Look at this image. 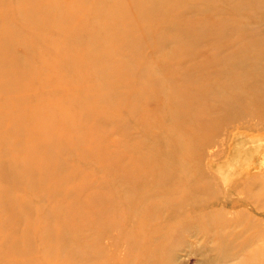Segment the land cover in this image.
Returning a JSON list of instances; mask_svg holds the SVG:
<instances>
[{"label":"bare ground","instance_id":"obj_1","mask_svg":"<svg viewBox=\"0 0 264 264\" xmlns=\"http://www.w3.org/2000/svg\"><path fill=\"white\" fill-rule=\"evenodd\" d=\"M227 1L243 5L250 0ZM97 2L108 9L94 10ZM202 2L205 0H0V143L15 142L9 148L16 150L12 159L0 160V167L7 163L0 181H10L13 191L14 186L20 192L23 188L37 201L32 205L26 201L21 211L18 208L25 220L16 216L18 197L0 208V231L5 225L10 226V232L1 238L0 264H42L38 252L51 259H46V264H73L79 256L91 257L94 239L97 248L102 239L115 235L119 226L125 230L129 216L123 207L128 205L134 209L130 224L123 236H114L110 243V264H162L161 255L173 253L163 246L172 237L173 227L158 229L153 226L154 221L163 211L176 218L177 211L184 207L191 212L192 208L212 205V192L207 191V201L195 198L203 182L198 177L200 170L191 160L195 156L191 142L228 125L226 120L241 119L247 114L253 119L264 118V93L258 96L259 90L254 88L263 85L255 84L251 78L264 74V37L250 35L242 44L239 28L230 22L233 19L229 23L225 19L230 15L224 18L229 13L216 3ZM96 17L105 23L98 25ZM88 30L91 34L86 35ZM222 36L233 38L226 40ZM20 42L24 52L16 56L12 49ZM203 42H209L211 54L202 63L183 65L190 58L189 53L193 54ZM224 46L232 47L231 51L224 50ZM147 51L153 52L150 57ZM250 54L252 61H248ZM31 62L38 69L30 68ZM234 63L243 65L248 75L237 73ZM259 63L263 67L256 71ZM210 65L218 71L209 79ZM29 81L39 87L31 86ZM42 83L50 86L44 89ZM238 83L248 88L238 90ZM118 89L123 95L115 93ZM243 90L253 93L245 96ZM43 99L47 105L40 107ZM78 99L83 102H79L75 112ZM245 102L247 107H242ZM232 105L237 108L234 116ZM121 110L122 119L116 122ZM109 120L113 140H106V134L97 139L99 132L84 130L86 126L108 125ZM75 126L79 128L74 129ZM132 129L140 130L142 137L131 135ZM108 143H114L119 152L115 158L126 161L114 168L118 174L115 180L107 176L111 169L106 162L109 153L103 147H109ZM63 149L98 166L101 177L98 181L95 178L96 182L108 184L116 197L107 199L99 189L85 184L90 176L79 171V167L74 166L79 172L61 167L57 161ZM12 163L18 169L24 167V173L12 175ZM102 163L106 166L102 167ZM26 166L31 167L30 171ZM149 177L154 179L145 180ZM259 177L251 181L252 193L243 194L247 202L254 203V212L264 216L260 210L264 207V180ZM85 191L92 195L82 200ZM48 201L50 204L46 205ZM78 204L79 208L90 210L79 212L75 208ZM221 215L222 221L217 223L215 216ZM191 216L194 224L216 221L197 235L213 234L217 262L228 263L235 257V264H260L258 253L244 250L245 241L258 239L264 229L261 223H252L244 213L230 220L214 211L208 213L209 221L205 216ZM79 217L80 224L76 229L71 227L74 233L70 235L54 223V218H61L73 224ZM20 221L28 227L21 234L17 231ZM183 221L178 219L179 225ZM151 225L148 235L145 228ZM241 226H250L256 232L239 243L241 234L237 235L236 228ZM86 228L93 229V234L84 236L81 231ZM33 230L38 239H32ZM21 239L28 240H23L24 247L18 246ZM35 241L40 244L33 255L29 246ZM126 247L128 256L124 255ZM100 254L104 252L94 255L89 263L104 262ZM20 255L27 258L18 260Z\"/></svg>","mask_w":264,"mask_h":264},{"label":"rangeland","instance_id":"obj_2","mask_svg":"<svg viewBox=\"0 0 264 264\" xmlns=\"http://www.w3.org/2000/svg\"><path fill=\"white\" fill-rule=\"evenodd\" d=\"M130 1L131 0H127V2H130ZM210 2L216 3L223 10V12L227 14L229 13L228 15L224 14L225 16L224 18H227L230 15V17L225 20L228 21L230 18L233 19L230 22L234 23V25L239 28L238 30L240 31L239 40L241 39L242 44H244L249 39L250 35L252 37H256V36L264 37V0H250L248 2H244L243 5H245L248 9H246L245 6L243 5H238V4L236 5L235 1H227V0H205V2H202V4H208ZM233 6H240V7L236 9V11L231 12L230 9ZM93 9L101 12L108 8L104 4L97 2L93 6ZM14 18L16 19V17ZM122 19L126 20V17H122ZM94 20H95V23H97L98 25H103L105 23V20L100 17H96ZM14 26H16V23L14 24ZM85 33L86 35H89L91 34V31L88 30ZM139 36L145 39V37L142 34ZM222 37H223L222 39H226V40L227 39L232 40L233 38V37H228V36H222ZM198 46L199 47L196 50H194L193 54L191 52L189 53L190 58L185 59L186 62L182 63L183 65L186 64L187 62L188 64L202 63V61L206 57H208V55L211 54L212 49L210 47L209 42L208 43L203 42L199 44ZM224 47H226L224 48V50L226 51H231L232 49V47L230 48L229 46H224ZM142 48L147 50L146 46ZM12 52L16 56L23 55L24 47L21 45V42L15 43V45L13 46ZM164 52L165 51L163 50V53ZM127 53L128 51L125 54ZM152 53L153 52L151 51H147L146 55L150 57ZM247 57H249L248 61H252L254 58L251 54L247 55ZM229 64H233V62H229ZM259 66L261 68L263 67L261 64L257 65L256 71L260 69ZM29 67L32 68L33 70L38 69L37 65L34 64L33 62H31ZM208 67H209V70L207 71V74H208L207 77L210 79L211 77L216 76L218 69L212 67L211 65ZM233 68L235 69L237 73H240L242 76L248 75V70L239 63H234ZM56 71L61 72L62 75H66V73L65 72L62 73V70L60 69ZM258 75L254 74L253 76H251V78H253L255 84L260 83L261 85H263L262 88L260 87V89L257 88V86L254 87L256 90H259V93L257 95L262 96L264 93V74L258 73ZM29 84L33 87H39L38 85L34 83V81L33 82L29 81ZM49 86H50L49 84H44V83H42L41 85V87H43L44 89H47ZM213 86H216V83ZM237 88L238 90L247 89L248 86H243V83H238ZM73 92L76 93L75 90H73ZM242 92H243V95L245 96H248L249 93H253L250 90L249 92L247 91L245 92V90H243ZM115 93L117 95H123L120 89H118ZM227 94H230V91H227ZM95 100L97 101V99ZM80 101L83 102V100L81 99L76 100L75 112L78 108V104ZM46 105H47V101H45L44 99L39 101L40 107H44ZM244 106L247 107L246 102L245 104L242 105V107ZM145 107H147V105H145ZM228 108H231V105L227 107V109ZM236 109L237 108H235V106L232 105L231 110L233 113L231 112V114H233V116L236 113L234 111H237ZM123 112L124 110H121L118 113L119 116L115 118L116 122L122 119ZM74 117L75 119L78 118L76 113H74ZM251 117L252 115L249 116V114H247L241 119L232 120V121L226 120L224 123L227 122L228 125H225V126L222 125L220 127L221 129L216 130L214 132H210V134L208 136L203 137L202 140L191 142L192 144L194 143L193 149L195 151V156L192 157L191 160L193 161V164L197 166V169L200 170V172L198 173V177L199 179L201 178V182H203L202 185H200L201 186L200 190L195 194V198L203 200V201H207L208 200L207 191L210 193L212 192V194L215 197H214L212 205L208 206L207 208H200V209L192 208L191 212H189L188 207L187 208L184 207L183 209H181V211L176 210L177 211L176 214L178 215L176 218L174 217V215L169 213V211H163L161 216L154 221L153 226H156V228L158 229L160 227H163L165 229V227L168 225L173 227L172 237L170 238L169 241L163 243V246H165L168 249H171L173 253L169 254V252H167L165 254H162L161 255L162 264H223L221 262H217L218 256L215 250L213 249V245H214L213 241H216V239L213 238V234H211L210 237H202V236L197 235L198 232L204 231L206 229L208 230V227H210L211 226L210 224H212L211 222L216 223L218 219L217 223H221L219 221L220 220L222 221L223 215H221L220 218H218V216H215L216 221L211 220V222L207 223L204 220L203 221L204 223L198 222L194 224L192 222L193 219L191 216L193 214H196L197 217L205 216L209 221V218L207 216H208V213L212 211L221 212L222 214H225L228 220H230L231 218L237 217L239 213H244L246 217H249L252 220V223H261V225H263L264 227V216L263 215L261 216L260 214L257 215V213L254 212L253 210L254 203H252L251 201L247 202L245 199L246 196L243 194V193L245 194L252 193L253 188L251 186V181H253L255 178H258L261 175L259 178L263 177L262 179L264 180V121H263L264 118L253 119ZM76 128H79V127L75 126L74 129ZM84 130L85 132H88V133L92 131L99 132V136L96 137L97 139H101L100 137L101 134L108 135L105 137V139L107 137L108 139L110 138V140L114 139V136H112V134L110 133L112 130L110 120L108 121V125L100 124L98 127H95V128L86 126ZM130 134L137 138L142 137L140 135L141 134L140 130L132 129L130 131ZM22 136L24 137L23 134ZM71 136L73 137V135ZM67 138L69 140L71 139L70 136H68ZM12 143H15V142L0 143V160L6 162L8 158L12 159V157L15 155L16 150L9 148ZM67 144H71V143H67ZM108 144H109V147H103V150H106L109 153V156L106 162H107V166H109L111 169H110V172H108L107 176H109V180L111 179L115 180L118 174L116 173L117 171L115 172L114 168L124 164V162L126 161L120 160L119 158H115V155H117V153L119 154V152L114 147V143H108ZM237 144H239V146L241 147H239ZM243 144H244V147H242ZM58 155H60V157L58 158L59 161L56 160L57 163L61 167L69 168L65 170H68L70 172L81 171V172H84L83 173L84 175L88 173L90 176V179L88 177L85 181V184H87L89 187L94 188L96 190L99 189L100 194H104L102 196L107 197V199H112L113 197H116L115 194L113 193V190L108 188V184L103 185V184H99L96 182L95 178H97V181H98V178L101 177V173H100L98 166H96L93 162L82 161L80 159L81 158L80 155H75V152L72 153L66 149L61 150L58 153ZM20 156L23 157L24 155L22 154ZM98 162H103V161L100 160ZM6 164L7 163L3 164V166L0 167V173L2 175L7 171L5 170ZM74 166L79 167L80 168L79 171L77 167H74ZM104 166L106 165L103 164L102 167ZM125 167H124V170H126ZM30 168H31L30 166H26L27 172L30 171ZM147 168L148 170L151 169L150 167H147ZM252 168H254L253 171H252ZM9 170L12 175H15V174H23L25 168L20 167L18 169L15 166V164L12 163V165L9 167ZM10 173L8 176H11ZM153 179L154 177H149L148 179H145V180L152 181ZM74 184H78V182H74ZM19 190L21 189H18L14 186V191H13L12 184L10 181H0V208L7 205L10 202L9 199L12 200V203H14V199L18 197V199L16 200L17 205L14 206V209L17 212L16 216H18L19 218H22V220H25L24 216L22 217L20 216L18 208L21 211L23 209L21 205L24 204L26 201L31 205L33 203L37 204V201L30 195L29 192L23 191V188L21 192ZM15 194H18V195H15ZM90 194L92 195L91 191L83 192L82 193L83 196H81V198L83 197L82 200H84L86 196L89 197ZM4 198L5 199L7 198V200L5 201ZM45 204L49 205L50 201H48ZM69 208H74V207L73 206L70 207L69 205ZM75 208L79 212L80 211L88 212L90 210V207H87L86 209L83 207L79 208V204H78V207L75 206ZM263 208L260 210L264 211ZM120 210L122 211V207H120ZM133 210H134L133 206H130V205L123 207V212L127 214V216H129V218H127L125 221V230H128L127 228L129 227V224H130L129 220L132 217ZM7 216L8 214H6L5 218ZM178 219H183L184 221L179 225ZM79 220H80V217L78 219H75V223L72 224L70 223L69 219L62 220L61 218L59 219L54 218V223L58 224L61 228L67 229L68 235H70L71 233L73 234L74 233L73 230L78 227L77 224H80ZM2 222H3V219L0 218V223ZM17 226H18L17 231L20 234L22 232L28 231L27 225L23 222H21V225H17ZM71 227H73L74 229H72ZM151 227L152 225L145 228V233H147L148 235H150ZM9 228H10L9 225H5V228H2V231H0V245L2 241L1 238H3V235L8 234L10 232ZM93 229L91 231L90 228L89 229L86 228V229H83V231L81 232L84 236H88L90 234H93ZM116 229H119L117 233L119 232L120 235H117V233L114 235V233H112L113 230L109 231L108 234H110L111 232L113 235L111 236L109 235L108 237L102 239L99 242V247H97L98 249L94 246V242H95V239H94L92 241L93 246H91L90 248L91 257H80L79 256L77 259H74L76 261H73V264H82V263L97 264V263H89V262L92 257H96L94 255H96L97 253H100L101 251L104 252V254H100L101 258H104V262H100V264H110V252H109L110 243L114 239V236L115 238H119L121 235L123 236L125 233V230H123L122 226H119ZM245 229L246 231H244ZM36 232L37 231L33 230L32 239L39 238ZM254 232H256V230L252 229V227L250 226L246 228L242 226L237 227L236 228L237 235L241 234V236H238L237 238L239 239L238 242L241 243L243 242V240L249 239V237H251V235L254 234ZM150 239H151V236H150ZM172 239H174L175 241H173ZM23 240H26V242L28 241L27 239H21L19 240L20 244L18 243V246L20 245L21 247H24L26 243ZM245 242L247 246V249L244 250L245 253L250 250L255 251L256 253L259 254V256L257 257L260 258V264H264V229L261 230V233L257 240L245 241ZM31 243H32L31 244L32 247L29 246V248L32 254L36 255L37 247L40 243L38 241L31 242ZM235 244L237 245L238 243H235ZM257 248L260 249V251ZM51 249H54V246H52ZM128 250H129L128 247H126L124 255L128 256ZM18 257L19 258L21 257L22 259L27 258L21 255L17 256V258ZM37 257L42 264H46L48 263L47 260H51L47 256L41 255L39 252H38ZM34 258L35 260H37L36 256ZM82 258H85V259L83 260ZM236 259L237 258L234 257V259H232L230 262L224 263V264H235L236 262H238V260ZM148 261H150V258L148 259Z\"/></svg>","mask_w":264,"mask_h":264}]
</instances>
